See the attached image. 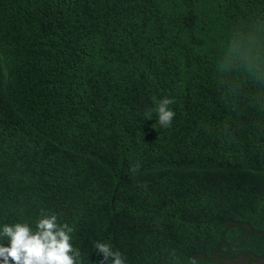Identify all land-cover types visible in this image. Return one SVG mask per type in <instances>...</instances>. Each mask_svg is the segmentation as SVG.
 Instances as JSON below:
<instances>
[{"label": "trees", "instance_id": "1", "mask_svg": "<svg viewBox=\"0 0 264 264\" xmlns=\"http://www.w3.org/2000/svg\"><path fill=\"white\" fill-rule=\"evenodd\" d=\"M42 214L79 264H264V0H0V231Z\"/></svg>", "mask_w": 264, "mask_h": 264}, {"label": "clouds", "instance_id": "2", "mask_svg": "<svg viewBox=\"0 0 264 264\" xmlns=\"http://www.w3.org/2000/svg\"><path fill=\"white\" fill-rule=\"evenodd\" d=\"M231 55L234 59L242 60L251 71L257 67L260 53L254 47H243L234 50ZM155 112L160 127L171 126L175 116L168 106L174 101L169 98L156 100ZM152 112L146 114L151 119ZM73 229L67 224H59L56 215L42 214L35 222V228L28 224H5L0 231V237L7 240L8 245L0 244V264H79L80 250L70 243V233ZM94 247L102 253L105 259L114 258L113 264H125L120 251H114L106 242L96 241ZM174 255V253H173ZM190 264H196L192 258Z\"/></svg>", "mask_w": 264, "mask_h": 264}]
</instances>
